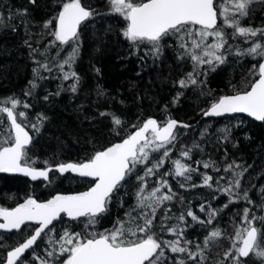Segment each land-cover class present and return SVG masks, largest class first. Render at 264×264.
Here are the masks:
<instances>
[{
  "label": "snow or ice",
  "instance_id": "1",
  "mask_svg": "<svg viewBox=\"0 0 264 264\" xmlns=\"http://www.w3.org/2000/svg\"><path fill=\"white\" fill-rule=\"evenodd\" d=\"M29 3L35 6L36 0ZM256 4L264 0H107L105 12L92 0H55L54 14L43 21L39 33L30 31L27 9L0 11V29L15 32L13 21L22 18L27 37L23 43L35 65L28 88L22 91L24 99L15 94L0 98V173H20L49 184L53 171L91 178L85 190L55 191L46 198L26 192L23 197L12 196L13 206L0 205V247H5V236L13 230L20 237L5 247L3 264H264V185L257 189L259 203L250 195L257 186L243 187L252 164L229 162L226 147L219 163L211 156L193 160L194 152L204 154L200 143L176 148V129H188L190 124L167 116L161 121L140 115L132 122L107 110H97V115L109 121V131L100 137L87 136L88 149L82 156L60 159L54 153L51 160H40L30 152L34 137L50 117L36 113L30 118L33 105L28 102L36 99L41 83L49 79L60 83L55 93L43 96L44 101L63 91L77 94L82 78L75 65L84 33L90 28L95 33L97 17L114 16L122 20L119 34L141 63L146 59L156 63L169 48L177 52L178 61H191L192 71L175 82L181 90L196 87L203 93L209 72L227 64L230 57L237 63L248 58L251 67L240 87L231 85V94L219 95L201 113L203 117L247 114L264 122V18L259 25L253 24ZM111 31L109 25L103 36L93 34V39L103 44ZM36 36L40 39H33ZM182 94L178 92L172 103ZM96 95L100 99L107 92L97 86ZM95 120L92 117L89 122ZM243 123L240 120L233 127ZM200 135H210L208 126ZM231 135L227 126L216 130L217 143L237 147ZM194 175L200 178L199 184ZM133 183L135 203L104 227L114 197L123 208L124 197L119 193L124 190L127 195V186ZM173 183L179 189L210 190L198 204L200 215L173 190ZM221 196L227 202L214 208L213 202ZM241 202L246 206L230 217L232 232L228 233L219 226L220 214ZM194 226L200 235L189 239L188 231ZM220 240L229 241V247L210 259Z\"/></svg>",
  "mask_w": 264,
  "mask_h": 264
},
{
  "label": "trees",
  "instance_id": "2",
  "mask_svg": "<svg viewBox=\"0 0 264 264\" xmlns=\"http://www.w3.org/2000/svg\"><path fill=\"white\" fill-rule=\"evenodd\" d=\"M92 3L102 11L109 10L107 0H92ZM54 4L55 0H36L35 6L31 5L29 0H0V11L9 7L12 12L17 10L23 12L27 9L29 15L26 19L31 21L30 31L39 33L43 21L54 14ZM253 14L255 17L253 24L259 25L264 18V4L254 5ZM21 19L17 17L13 21V24L17 25L15 32L11 28L0 29V98L15 94L24 99L22 91L28 88V81L32 79V68L35 65L30 57V50L23 43L27 37L20 23ZM94 24L95 33L91 28L84 33L85 42L75 65V70L82 78L78 93L63 91L59 96L50 97L49 101H44L43 96L48 92L55 93L60 83L57 79H49L41 83L40 89L35 93L36 99L28 100L33 105L29 113L30 118L36 113H44L50 117L41 134L34 137V148L30 155L34 158L39 157L40 160H51L54 153L60 159L82 156L88 149L87 136L100 137L102 133L106 134L109 131L106 127L109 121L98 117L97 110L123 114L132 122L136 121L138 115L141 118L155 117L161 121L167 116L191 125L188 129H176L178 133L176 148L179 149L182 145L191 146L193 141L200 143L204 148V154L194 152L193 160H207L211 156L219 163L226 147L229 162L235 159L238 163L252 164L253 168L246 174L243 187L251 188L252 184H255L257 188L252 189L250 195L259 203L257 189L260 185H264V122L256 121L244 114L203 117L201 113V109H207L211 101L219 95L231 94V85L240 87L242 78L247 76L248 68L251 67L249 59L245 58L237 63L230 57L227 64L221 65L215 72H209L206 83L202 86L203 93L196 87L181 90L175 82L183 78L185 73L192 71L191 61H178L177 52L169 48L165 49L163 56L156 63H153L151 59L141 63L137 56L130 53L128 43L119 34V29L123 27L120 18L97 17ZM109 25H112V31L104 38L103 44L93 39V34L103 36L104 30ZM33 39H40V37L36 36ZM98 46L99 52L96 51ZM33 47L36 45L34 44ZM40 47L43 50V44ZM97 68L100 69L99 73L95 71ZM97 86L106 90V97L97 99ZM181 91L183 94L175 103H172L177 93ZM209 91L212 93L211 96L207 95ZM84 117H88L89 120H85ZM92 117H96V120L89 122ZM240 120L244 123L239 127H233ZM206 126L210 135L201 137L200 133ZM225 126L232 129L231 140L238 145L237 147L234 148L232 143H217L216 130ZM246 136L250 139H246ZM201 171H204L202 167ZM209 174H212L211 171ZM49 180L52 181L51 184L48 181H30L23 176L0 173V205L13 206L15 201L12 196L23 197L26 192L34 191L38 198H46L49 193L54 194L55 191L83 190L90 179L80 178L70 173L62 175L53 171L50 173ZM193 180L197 184L200 183V178L195 175ZM133 190L134 183L127 186V195L124 190L119 193V196L124 197L123 208L119 207L117 198L114 197L112 214L104 222V227H110L111 222L117 217H123L125 210L135 203L131 195ZM173 190L183 196L185 201H190L198 215H200L198 204L209 196L210 191L207 188L179 189L175 183H173ZM226 202L221 196L213 202V207H220ZM245 206L243 202L235 206L229 205L220 214L219 226L231 233L230 217ZM178 207L177 203L173 211H176ZM14 233L15 231L5 236V247L20 239ZM199 235L200 229L197 226L188 231L189 239ZM5 247H0V264L4 261ZM227 247H229V241H218L210 259H216L215 253L222 252Z\"/></svg>",
  "mask_w": 264,
  "mask_h": 264
},
{
  "label": "water",
  "instance_id": "3",
  "mask_svg": "<svg viewBox=\"0 0 264 264\" xmlns=\"http://www.w3.org/2000/svg\"><path fill=\"white\" fill-rule=\"evenodd\" d=\"M231 115H233V114H231ZM244 115H247V114H244ZM155 118V117H154ZM250 118H252V117H250ZM252 119H254V118H252ZM177 120V119H176ZM179 121V120H178ZM184 123V122H183ZM5 174H10V175H19V176H23V177H26V176H24L23 174H20V173H5ZM72 174H74V175H78V174H76V173H72ZM79 176V175H78ZM26 178H29L30 180H31V178L30 177H26ZM3 264V263H2Z\"/></svg>",
  "mask_w": 264,
  "mask_h": 264
}]
</instances>
